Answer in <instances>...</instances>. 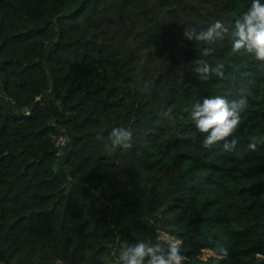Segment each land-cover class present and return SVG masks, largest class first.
Masks as SVG:
<instances>
[{
    "label": "trees",
    "instance_id": "obj_1",
    "mask_svg": "<svg viewBox=\"0 0 264 264\" xmlns=\"http://www.w3.org/2000/svg\"><path fill=\"white\" fill-rule=\"evenodd\" d=\"M251 2L0 0V264H117L172 238L185 264H264V63L231 50ZM216 20L229 35L203 56L184 29ZM217 95L247 100L240 155L189 119ZM121 126L133 147L106 151Z\"/></svg>",
    "mask_w": 264,
    "mask_h": 264
},
{
    "label": "clouds",
    "instance_id": "obj_2",
    "mask_svg": "<svg viewBox=\"0 0 264 264\" xmlns=\"http://www.w3.org/2000/svg\"><path fill=\"white\" fill-rule=\"evenodd\" d=\"M232 53L248 56L255 61L264 63V3L252 0L250 7L235 21L232 26ZM230 32L229 26L223 20H216L205 30L195 28L184 29V37L197 44H204L203 56H209L215 45L222 42ZM194 69L198 78L208 81L213 76L224 79L223 64L211 63L201 59ZM247 107V100L241 96L238 100L229 101L224 96H210L192 105L189 119L202 137V147L211 149L217 143L224 141L222 151L240 155L238 151L239 138L234 134L241 124V113ZM172 107L166 110L162 107L158 115L161 119H170ZM135 129L129 127H114L109 133L106 151L115 152L117 149L126 152L133 147ZM233 137L232 139H228ZM255 143H249L248 149L256 150ZM264 199V194L261 195ZM226 250L224 255H226ZM117 256V264H185V257L181 254V244L172 238L167 241V248L161 243L138 241L123 249ZM259 256V254H257Z\"/></svg>",
    "mask_w": 264,
    "mask_h": 264
},
{
    "label": "built area",
    "instance_id": "obj_3",
    "mask_svg": "<svg viewBox=\"0 0 264 264\" xmlns=\"http://www.w3.org/2000/svg\"><path fill=\"white\" fill-rule=\"evenodd\" d=\"M68 138L65 135H60L56 138L55 144L58 147L59 153L62 151L63 146L67 143Z\"/></svg>",
    "mask_w": 264,
    "mask_h": 264
},
{
    "label": "rangeland",
    "instance_id": "obj_4",
    "mask_svg": "<svg viewBox=\"0 0 264 264\" xmlns=\"http://www.w3.org/2000/svg\"><path fill=\"white\" fill-rule=\"evenodd\" d=\"M209 253L210 252L206 250L205 253H204V257L207 256Z\"/></svg>",
    "mask_w": 264,
    "mask_h": 264
}]
</instances>
